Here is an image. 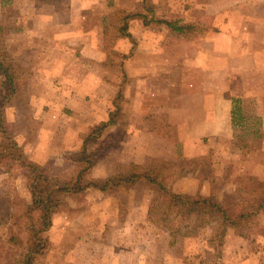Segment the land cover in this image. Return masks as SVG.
Wrapping results in <instances>:
<instances>
[{"label": "rangeland", "instance_id": "rangeland-1", "mask_svg": "<svg viewBox=\"0 0 264 264\" xmlns=\"http://www.w3.org/2000/svg\"><path fill=\"white\" fill-rule=\"evenodd\" d=\"M137 13L161 23L123 19ZM162 21L194 28L179 36ZM125 25L133 40L122 37ZM0 40L6 63L28 79L17 81L5 102L11 93L0 74L5 125L53 181L75 178L81 150L70 148L77 131L106 111L88 97L73 106L72 83L57 76L79 72L76 59L90 66L101 57L91 66L110 87L102 99L108 101L106 122L114 124L93 150L88 147L95 157L89 178L126 170L134 155L145 157L141 165L172 157L181 175L172 183L178 193L213 194L231 206L254 187L264 190V0H0ZM45 60L51 64L41 65ZM138 74L146 78L136 81ZM147 126L161 139L150 142L141 133ZM196 131L204 135L192 139ZM50 143L58 149L64 143L67 152L53 156ZM149 150L156 155L148 156ZM157 190L141 180L119 195L63 197L46 233L47 248L34 264H264V211L244 231L248 238L218 220L172 237L159 216L149 219ZM30 203L20 171L0 174V264H14L17 256L7 243L15 220L10 215ZM228 233L242 240L227 241Z\"/></svg>", "mask_w": 264, "mask_h": 264}, {"label": "trees", "instance_id": "trees-1", "mask_svg": "<svg viewBox=\"0 0 264 264\" xmlns=\"http://www.w3.org/2000/svg\"><path fill=\"white\" fill-rule=\"evenodd\" d=\"M123 19H144L146 26L151 22L161 23L154 17L147 21L142 13L128 14ZM162 22L179 36L187 35L192 31L191 28H194L192 25H182L178 21ZM121 33L122 37L133 40L127 25L123 26ZM6 57L0 40V74L4 78L6 90L11 93L5 96V102L11 100V95L15 94L17 81H28L27 78L21 77L23 69L15 67V63L8 65ZM3 112L1 109L0 132L3 140L0 143V174L11 175L15 170L20 171L26 177L31 194V203L25 208L22 207L18 216L10 215V218L15 220L9 227L7 243L17 255L14 264H34L35 259L47 248L46 233L52 226L53 216L61 209L62 198L65 196L87 194L91 191L119 195L131 190L141 180H146L158 189L157 200L149 209V219L154 221V218L159 216L161 222L172 228L170 232L172 237L189 236L195 229L218 220L221 227H231L239 236L248 238L244 231L253 226L258 214L264 211V190L261 187H254L242 203L231 206L219 201L213 194L203 196L174 191L172 183L181 175H176L173 162L161 158L152 159L151 161L156 162L154 165L132 163L126 170L106 178H89L95 157L88 154V144L100 138L104 131L114 124L113 121L94 126L84 138L79 159L76 160L80 169L75 178L68 183L53 181L46 166L29 158L23 146L10 134L8 125H5ZM84 163L88 166L84 167Z\"/></svg>", "mask_w": 264, "mask_h": 264}, {"label": "crops", "instance_id": "crops-1", "mask_svg": "<svg viewBox=\"0 0 264 264\" xmlns=\"http://www.w3.org/2000/svg\"><path fill=\"white\" fill-rule=\"evenodd\" d=\"M85 48H86V44L85 43H81V45H79V47H78V49H82V50H84ZM67 49H72V48H67ZM96 51H98V50L96 49ZM71 61H73V59ZM47 62H48L47 60H45V62L43 61V63L41 62V65L49 66L51 63H49V65H48ZM74 62H76V67L81 66V67L78 68V71L80 70L79 72H75L74 73L75 70H73L71 73H68L67 70H63L62 74L57 76L59 80L62 79V80H66V81H69V82L72 83L71 84L72 85L71 86L72 89H70L69 91H70V98H72L71 102H72L73 106L75 105V99L76 100L78 99L80 101V102L78 101L79 102L78 105H82V100L86 101L85 99L88 97V98H94L95 101H96V99H98L99 102H100V105L104 106L106 108V111H104V116H101L98 119V121H94L93 123L90 122V124L88 126L86 125V128H83V129L79 128V131H77L78 132L77 133L78 134L77 142L76 143L74 142V144H72V146L70 148L71 152H77V151L81 150V148L83 147V144H84V138L88 135V132L90 131V127H93L94 125H98V124H100L102 122H106L107 121L108 116H109V114L107 112L108 111L107 108H109L108 107V101H106L104 103L103 99L105 100V98L102 99V97H103L102 95H103V92H107V91L110 90L109 85L106 84V82H105L106 80H104V78H101L99 75H97V73H95V69L91 66L92 63H94L93 65L95 67L98 66L99 63H102L103 59L101 57L95 59L92 62L88 61L90 63V66H85L83 60H80V59H76V61H74ZM39 65H40V63H38V66ZM46 71H51V69L46 68L45 72ZM37 72L39 74H41L42 76H45V73H42V72L40 73L39 70ZM46 74H48L47 75L48 78H52L53 79L52 74H54V73L51 72V73H46ZM134 77H136L135 78L136 81L137 80L139 81L142 78H146L145 75H142V74L134 75ZM58 79L55 78V80H58ZM62 89L63 88H61L60 90H62ZM63 91H65V90H63ZM148 96H150V94ZM91 103L92 102H90V104ZM96 105H98V104H96ZM71 108H74V107H71ZM76 111L80 112L79 109L75 110V114H76ZM195 128H197V127L195 126ZM199 129L204 131L202 128H199ZM138 133L140 134L139 131H138ZM141 133L144 134L145 137L150 138L149 139L150 142H151L152 139H155V141L157 139L158 140L161 139L157 134L152 133V129H150V126H147L144 129V131L141 132ZM203 133L200 132L197 135V131H196V134L192 135V137H193L192 139H196V138L202 137L204 135ZM136 138H138L137 134L134 136L135 140H137ZM93 143L94 142L88 144V147L90 148L89 150H93V149H91ZM152 143H154V142H152ZM185 144H187V143H185ZM49 146L53 147V143H50ZM64 147H65V144L61 143L59 149L55 148V147L50 148L49 149V153L51 152V154H53V156L54 155L62 156L64 153L67 152V150H65ZM155 155H156V153H154L151 150H149L148 156H155ZM134 156L132 157V160H128V161H132L133 163L140 164V163H142L145 160V157L144 158L143 157H139L140 155H134ZM31 159L36 161L33 158H31ZM162 159L172 160V157L171 158H162ZM36 162H38V161H36ZM38 163H40V162H38ZM102 165H103V163H102ZM95 168H96V166H95ZM94 169H93V171H94ZM109 175L110 174L103 173V172L101 174H96L95 172H94V174L92 173V176H94V178H106ZM233 237H235L236 240H242V238H240V237H238L236 235H233L231 233L230 234L228 233V235L226 236V240L228 241V239H233Z\"/></svg>", "mask_w": 264, "mask_h": 264}]
</instances>
